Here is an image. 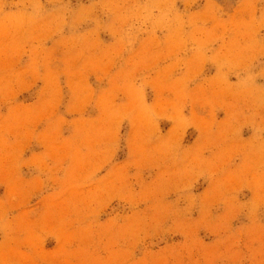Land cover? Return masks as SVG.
I'll return each mask as SVG.
<instances>
[{
  "label": "rangeland",
  "instance_id": "1",
  "mask_svg": "<svg viewBox=\"0 0 264 264\" xmlns=\"http://www.w3.org/2000/svg\"><path fill=\"white\" fill-rule=\"evenodd\" d=\"M0 264H264V0H0Z\"/></svg>",
  "mask_w": 264,
  "mask_h": 264
}]
</instances>
